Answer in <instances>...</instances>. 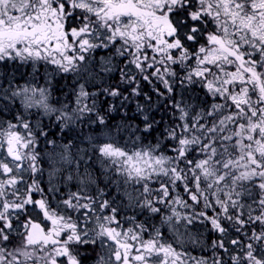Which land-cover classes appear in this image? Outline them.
I'll return each instance as SVG.
<instances>
[{
	"label": "snow or ice",
	"instance_id": "obj_1",
	"mask_svg": "<svg viewBox=\"0 0 264 264\" xmlns=\"http://www.w3.org/2000/svg\"><path fill=\"white\" fill-rule=\"evenodd\" d=\"M0 264H264V0H0Z\"/></svg>",
	"mask_w": 264,
	"mask_h": 264
}]
</instances>
